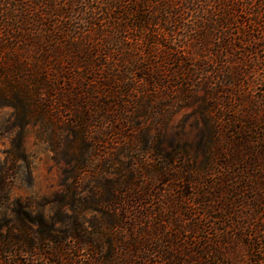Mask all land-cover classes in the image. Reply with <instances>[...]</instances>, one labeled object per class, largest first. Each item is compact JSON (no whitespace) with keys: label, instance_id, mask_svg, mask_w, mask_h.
I'll list each match as a JSON object with an SVG mask.
<instances>
[{"label":"trees","instance_id":"1","mask_svg":"<svg viewBox=\"0 0 264 264\" xmlns=\"http://www.w3.org/2000/svg\"><path fill=\"white\" fill-rule=\"evenodd\" d=\"M2 109L50 145L65 189L53 215L13 198L18 137L0 166V264H264V0H0ZM105 139L157 166L92 171ZM91 172L111 176L101 196ZM155 177L178 191L170 220L166 190L154 207L138 183Z\"/></svg>","mask_w":264,"mask_h":264},{"label":"rangeland","instance_id":"2","mask_svg":"<svg viewBox=\"0 0 264 264\" xmlns=\"http://www.w3.org/2000/svg\"><path fill=\"white\" fill-rule=\"evenodd\" d=\"M185 119L188 123L191 120L186 113L178 114L173 119L172 124L169 127L168 139L176 135V133L178 132L177 129H179L178 123ZM12 122V111L10 109L0 110V166L6 156L7 150L12 147L13 142L18 139V137L22 138L23 148L27 156V161L17 163V166L20 168L19 170H17V180L13 189V198H32L36 201H43L44 203H47L45 207L47 215H53L56 212V205L52 203L53 198L56 195L62 193L65 189V174L63 172L64 165L58 164L56 162L50 145L47 142H44L43 139H40L38 137L35 128L27 127L24 129H16L13 127ZM186 127L187 125L185 126V128ZM154 133V130H150V132L147 134V137L152 138ZM189 133H191V130H189ZM132 135L135 136V134H129V136ZM130 138L132 137H129V139ZM105 140L106 143L96 145L97 148L92 152V171L94 170V172L98 173L100 172L99 168H101V164L105 165L108 163V165L106 166H109V171L113 172L114 178L118 179L119 175L124 178L126 174L123 172V164L120 166L117 165L119 161L126 164L129 162L136 164L137 162L142 163L141 168L143 172H148L147 170L153 172V170L155 169V165L157 166L158 162H152L150 159H147L151 157L149 156V154H147V152H142L140 148L134 153H127L125 147H121V145L123 144L122 142H124L122 139L117 140L115 144L112 141L110 142L107 139ZM149 144L150 142L148 143V145ZM165 146H168V144L166 143ZM118 148H121V150ZM111 150H113V152H119V154L115 157H113L114 155L108 157V154H110ZM89 152H91V150ZM130 154L132 155L131 158ZM106 177L111 176L105 174L102 176V174H93L91 172L87 177V179L90 181L89 183L85 184V186L92 187V189L90 191H86L85 193L90 194L91 192H94V194L101 196V192L103 191L101 190L98 183L99 180H103ZM138 183L145 186V188L148 187V193H151L154 190L156 195V197L152 199V205L154 207L159 206L157 197L161 193L160 189L166 190L164 192H166L167 196H169L170 198L169 202L167 203L166 218L170 220L172 217H175L174 215L176 214L174 212L176 211L173 198L177 195L178 191L176 190V188L173 192L172 189H170L171 184L175 183L172 182L170 184V182H168L165 185L160 178L157 179L156 177L148 182L146 179L141 178ZM179 212L181 211L178 210L177 214H179Z\"/></svg>","mask_w":264,"mask_h":264}]
</instances>
